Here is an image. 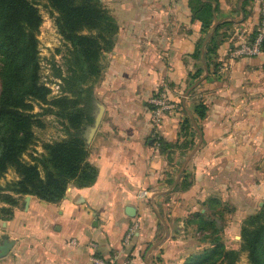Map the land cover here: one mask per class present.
I'll use <instances>...</instances> for the list:
<instances>
[{
	"label": "crops",
	"instance_id": "crops-1",
	"mask_svg": "<svg viewBox=\"0 0 264 264\" xmlns=\"http://www.w3.org/2000/svg\"><path fill=\"white\" fill-rule=\"evenodd\" d=\"M202 1L217 5L207 32L193 21L189 0H102L119 32L93 87L92 120L83 126L86 136L101 104L103 116L88 143V160L98 170L97 179L87 187L71 183L58 203L32 195L29 201L26 196L21 199L13 217L0 221V247L11 242L6 254L0 250V264H94L93 255L117 263L128 258L129 264H187L199 252L193 247L202 243L191 239L186 221L207 198L218 197L226 168H233V173L236 169L235 181L242 179V168H249L251 177L260 175L264 53L234 60L223 74H206L203 55L218 26L220 44L212 61L220 65L228 61L242 35L250 41L260 19L259 1ZM201 42L197 60L192 55ZM201 65L204 73L195 81L192 75ZM162 89L176 108L163 114L156 128L160 137L166 144L191 146L173 150L172 161L167 159L169 150L157 147L153 136L149 100ZM200 101L208 107L202 120L194 112ZM187 117L191 127L184 134L181 125ZM184 157L193 185L174 191L182 179L177 168ZM169 179L174 180L171 186ZM142 190L149 192L147 198L138 197ZM128 206L136 208L134 217L127 215ZM133 226L134 234L125 243Z\"/></svg>",
	"mask_w": 264,
	"mask_h": 264
},
{
	"label": "trees",
	"instance_id": "trees-1",
	"mask_svg": "<svg viewBox=\"0 0 264 264\" xmlns=\"http://www.w3.org/2000/svg\"><path fill=\"white\" fill-rule=\"evenodd\" d=\"M41 0H0V178L14 169L18 179L0 188V221L13 217L14 207L21 199L32 195L48 203L60 202L71 183L78 187L91 186L98 170L89 160V146L83 128L92 120L90 113L95 104L94 85L106 67V55L115 46L119 24L102 0H46L54 14V23L63 40L69 45L65 76H61L63 95L50 100L51 90L41 82L39 34L43 16L38 7ZM217 2V0H213ZM193 21L198 20L207 32L214 21L212 1L189 0ZM221 26L205 47L204 61L209 73H218L220 63L212 55L220 44ZM202 42L197 44L193 57L201 60ZM204 66L192 75L196 81L204 73ZM160 91V90H159ZM34 103L47 104L49 113L55 112L67 120V138L47 142L43 153L35 162H25L23 155L34 143L33 127L38 123ZM208 107L196 104L194 112L204 119ZM191 127L187 117L181 125L186 134ZM194 136L198 133L193 129ZM161 150L168 151L172 161L175 149H188V142L166 144L159 139ZM194 145V142L191 144ZM174 150V151H173ZM174 180L169 179L171 186ZM193 185L189 173L184 171L174 191H186ZM205 206V207H203ZM204 209V211H202ZM227 205L218 197H209L202 207L186 221L195 225V234L204 247L198 252L200 260L187 264H235L240 252L227 249L222 240L224 212ZM241 249L247 252L249 264H264V203L257 213L247 216L240 229ZM191 257V256H190ZM190 259V258H189ZM188 259V260H189Z\"/></svg>",
	"mask_w": 264,
	"mask_h": 264
},
{
	"label": "rangeland",
	"instance_id": "rangeland-1",
	"mask_svg": "<svg viewBox=\"0 0 264 264\" xmlns=\"http://www.w3.org/2000/svg\"><path fill=\"white\" fill-rule=\"evenodd\" d=\"M38 2V7L43 16V24L38 36L41 61V82L52 86L59 80L62 81L61 76L67 74L66 61L70 47L58 33L54 23V14L56 13H52L46 0ZM59 70L61 76H58L59 73L57 72ZM62 95L63 93L59 94L57 97L49 96V99L54 100L60 98ZM47 107V104L34 103V113L40 115L36 117L38 123L33 127L35 134L34 143L23 155V160L25 162H35L34 158H38V156L43 153V145L45 143L63 140L68 136L67 120L55 113L58 107H53L54 113L47 112ZM184 161L185 157L181 158L179 168H177L178 172H180V167H182ZM258 166L260 175L258 177L255 176V178L254 173L252 175L253 177L250 176V172L248 171L249 168H242V179L240 181L234 180V174L237 173L236 169V173H233V168H226L224 172L225 184L216 192V196L227 205V209L224 212L225 221L222 229V240L227 246V249H235L240 252L239 258L235 264H249L247 252L241 249L240 229L244 219L251 214L257 213L260 206L264 203V170L260 171L264 168V160L261 161ZM184 171L185 168L180 172V175L183 176ZM189 176L191 177V173ZM17 179L18 176L15 170H8L7 173L0 178V188L5 187L7 184ZM2 194L6 193L0 192V205L3 203L1 201ZM201 207L202 205L198 206L197 211ZM189 230L191 239L197 241L200 234H195V225L190 226ZM204 243L205 244H199L193 247L194 252L197 250L201 251L204 247L208 246L206 242ZM189 258L188 261L193 262L200 260L201 257L196 253L192 254Z\"/></svg>",
	"mask_w": 264,
	"mask_h": 264
},
{
	"label": "built area",
	"instance_id": "built-area-1",
	"mask_svg": "<svg viewBox=\"0 0 264 264\" xmlns=\"http://www.w3.org/2000/svg\"><path fill=\"white\" fill-rule=\"evenodd\" d=\"M260 5V19L259 23L256 28V32L254 37L250 41H246L242 35V40L239 42L233 49L230 51L228 56V61L221 64L219 66V73L223 74L227 72L234 60L244 57H258L264 53V0H258ZM50 90V97H57L59 94L62 93L61 85L62 81L59 80L57 83H54L52 86L49 84H45ZM149 103L153 106V112H154V124H155V131H154V138L155 143L157 147L159 146V139L161 138L158 129H156L162 120V116L165 112L174 110L176 108V104L170 100L168 97V94L166 90L162 89L158 91L156 94H154L150 100ZM149 196V192L147 190H142L139 192L138 197L140 199L147 198ZM135 227H130L126 234L124 241L125 243H128L129 240H131L132 235L134 234ZM89 246L93 249H97L96 243H90ZM92 261L94 264H129V259H125L120 263L117 262H107L102 260L101 258L97 257L96 255L92 256Z\"/></svg>",
	"mask_w": 264,
	"mask_h": 264
},
{
	"label": "water",
	"instance_id": "water-1",
	"mask_svg": "<svg viewBox=\"0 0 264 264\" xmlns=\"http://www.w3.org/2000/svg\"><path fill=\"white\" fill-rule=\"evenodd\" d=\"M203 55H204V50H203ZM206 74H208V69L207 68H206ZM97 106H98V110L96 112L93 125L89 128V132L86 134L87 143L91 142V140H92V138H93V136H94V134H95L100 122H101L102 116H103L104 107L101 104H99V103L97 104ZM186 164H187V161L183 165V167L181 168V171H183V169L185 168ZM174 186H175V184L172 186V188ZM25 199H26V201H29V195H27ZM126 213H127L128 216L134 217L135 214H136V208L133 207V206H128L127 209H126ZM165 228H166V235H168V227L166 226ZM158 245L156 244L154 248H156ZM10 246H11V242L10 241L5 242L3 244V246L0 247L1 253L2 254H6L9 251Z\"/></svg>",
	"mask_w": 264,
	"mask_h": 264
}]
</instances>
